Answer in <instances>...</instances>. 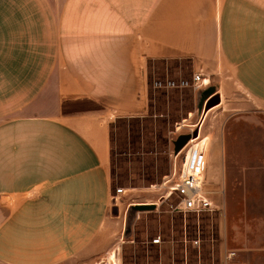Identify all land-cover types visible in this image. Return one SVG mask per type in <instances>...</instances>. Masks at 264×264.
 I'll return each instance as SVG.
<instances>
[{"label":"crops","instance_id":"0c3cea01","mask_svg":"<svg viewBox=\"0 0 264 264\" xmlns=\"http://www.w3.org/2000/svg\"><path fill=\"white\" fill-rule=\"evenodd\" d=\"M186 59L199 110L220 102L200 129L223 105L264 115V0H0V264H100L122 241L111 125L147 113L151 64Z\"/></svg>","mask_w":264,"mask_h":264},{"label":"rangeland","instance_id":"374dc122","mask_svg":"<svg viewBox=\"0 0 264 264\" xmlns=\"http://www.w3.org/2000/svg\"><path fill=\"white\" fill-rule=\"evenodd\" d=\"M190 70L188 59L155 61L148 71L147 113L111 125L112 196L126 189L116 206L121 234L128 233L111 249L120 251L121 264L264 263V115L247 116L235 111L242 106L223 105L200 129L199 118L210 103L199 110L204 95ZM209 126L220 137L216 149L206 140L205 175L220 203L213 212L181 213L175 196L160 199L171 186L172 150L182 148L197 131L205 140ZM131 206L138 209L126 228Z\"/></svg>","mask_w":264,"mask_h":264},{"label":"built area","instance_id":"2783aa9c","mask_svg":"<svg viewBox=\"0 0 264 264\" xmlns=\"http://www.w3.org/2000/svg\"><path fill=\"white\" fill-rule=\"evenodd\" d=\"M199 81V75H193L194 86ZM199 132L196 137L188 140L182 148L172 150V174L169 181L170 188L166 195L160 198L163 202L173 195L176 198V210L181 213H194L199 215L205 212H213L217 210L215 201L210 200L207 192L204 190L205 166H204V148ZM194 140V141H192ZM167 182L163 183L166 184ZM126 189H117L114 202H117L119 195H125ZM155 204V203H154ZM100 264H121L120 251L111 249L106 256L100 261Z\"/></svg>","mask_w":264,"mask_h":264},{"label":"water","instance_id":"95a60500","mask_svg":"<svg viewBox=\"0 0 264 264\" xmlns=\"http://www.w3.org/2000/svg\"><path fill=\"white\" fill-rule=\"evenodd\" d=\"M208 103H210V104L206 106L205 110H208L209 108L218 105L220 102H218V97H215V98H211V99L208 101ZM192 136H193V137H196V132L193 133ZM175 149L177 150L178 148H175ZM152 206H154V205H152ZM136 207H137V206H131V208L129 209V212H130V213H128L129 215L126 217V224H125V227H126V228H128V226L131 224L132 219H130V218H131V215H130V214H131V212H133L134 210H137V209H138V208H136ZM111 213H112V216H117V214H118V208H117V206H114V207L112 208ZM126 228H125V229H126ZM126 230H127V229H126ZM126 232H127V231H126ZM126 234H128V233H126ZM126 234H123V235H125V237H126V236H127Z\"/></svg>","mask_w":264,"mask_h":264},{"label":"bare ground","instance_id":"6f19581e","mask_svg":"<svg viewBox=\"0 0 264 264\" xmlns=\"http://www.w3.org/2000/svg\"><path fill=\"white\" fill-rule=\"evenodd\" d=\"M204 83H205V82H204ZM192 141H194V140H192ZM205 143H206V139L202 141V145L205 146ZM204 152H205V151H204Z\"/></svg>","mask_w":264,"mask_h":264}]
</instances>
